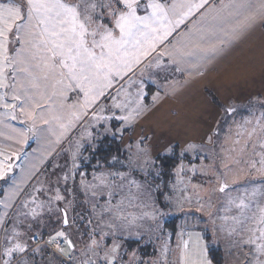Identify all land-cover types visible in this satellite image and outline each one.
I'll return each mask as SVG.
<instances>
[{"label": "snow or ice", "instance_id": "1", "mask_svg": "<svg viewBox=\"0 0 264 264\" xmlns=\"http://www.w3.org/2000/svg\"><path fill=\"white\" fill-rule=\"evenodd\" d=\"M197 13L191 26L178 32ZM258 22L264 23V0H0V108L5 110L3 115L27 125L8 139L23 145L30 133L51 132L59 144L86 119L88 124L80 133L81 139H93L90 129L108 124L113 118L129 126L144 111L140 100L146 95L145 85L142 80L139 82L140 90L133 101L121 82L128 78L131 87L136 70L142 65L152 66L153 54L167 56L177 71L203 76L209 65ZM161 62L156 59V66ZM104 98L113 101L111 108L125 114L116 116L105 106ZM256 125L264 131V112ZM124 130L121 127L117 132L123 136ZM255 131L254 128L252 135ZM146 139L141 137L135 143L137 151L128 156L127 174L98 168L91 181L81 177L80 186L90 205L86 227L81 226L83 232L76 227L75 218H70L71 201L63 203L66 197L59 187L52 189L46 200L26 194L20 203L21 209L27 211L20 210L10 217L11 228L6 219L10 214L5 211L0 216V264H34L37 255H50L49 264H123L118 237L127 232L139 238L138 229L143 225L138 222L145 219L159 229V218L165 214L143 199L151 193L132 178V171L136 170L133 155L137 163L143 161L147 167L156 164L151 150L144 147ZM82 146L77 140L72 166L61 178L66 185L76 180ZM249 146L254 151L260 149V159L253 161L252 167L264 174V137ZM6 147L11 145L0 146V180H5L14 167L8 163L13 155L21 158L18 151H6ZM172 151L168 145L158 155ZM113 161L119 162L118 157L114 156ZM183 167L181 164L177 172ZM20 191L17 188L13 195ZM33 193L47 195L43 188H34ZM252 196H256L255 191ZM8 201L0 204L7 209ZM231 203L236 211L222 217L224 223L214 233L239 238L234 241L240 250L235 264H264V200L239 198ZM144 208L151 210L143 211ZM45 213H56L59 218L58 227L43 225L51 228L47 239L41 231ZM148 230L153 229L149 226ZM196 240L194 251H189L187 243L183 245L184 264H213L204 238L197 235Z\"/></svg>", "mask_w": 264, "mask_h": 264}, {"label": "rangeland", "instance_id": "2", "mask_svg": "<svg viewBox=\"0 0 264 264\" xmlns=\"http://www.w3.org/2000/svg\"><path fill=\"white\" fill-rule=\"evenodd\" d=\"M198 16L199 13L182 25L178 32L190 27ZM176 35L173 33V37ZM173 37L169 39L173 40ZM150 59L152 66L142 65L137 69L132 76L135 83H131V87L128 86V78L121 82L135 101L136 93L140 90L138 84L143 81L146 95L140 100L144 109L142 114L129 126L115 118L108 124L95 126L90 129L93 132L91 140L80 138V133L88 124L86 119L77 124L59 144L54 142L55 135L45 132L30 133L26 144L17 145L8 137L18 135L19 130L27 125L19 119L12 120L3 115L5 110L0 108V146L11 145L5 150L18 151L21 157L16 159L13 155L8 163L14 167L5 180H0V201H8L12 197L7 209L0 204V216L5 211L10 214L6 219L11 228L10 217L18 215L20 210L27 211L21 209L20 203L26 194L46 200L52 194L51 190L59 187L66 197L63 203L71 201L68 209L70 218H75L76 227L83 232L81 226L86 227L90 205L80 186L81 177L86 182L91 181L98 168L127 174L128 156L136 153L135 143L141 137H146L144 147L151 150L156 164L147 167L143 161L137 163L133 155L136 170L132 171V178L141 183L144 191L151 193L150 197L143 199L165 214L159 218V229L155 228L153 221L145 219L138 222L143 225L138 229L141 233L139 238L127 232L118 237L123 264H184L183 245L187 243L189 251H194L197 235L202 236L208 245V257L213 264H235L240 250L234 246V241L239 238L229 237L224 232L214 233V229L224 223L222 217L231 216L236 211L232 201L239 198L257 202L264 200V174L257 173L252 167V162L260 159L257 154L260 149L257 147L254 151L249 146L258 144L259 139L264 137V131L256 125L264 112V23L258 22L235 41L208 66L203 76H190L186 71H177L176 65L167 56L156 57L153 54ZM156 59L162 61L159 66H156ZM112 94L115 95V90H112ZM103 103L116 116L125 114L120 109L111 108L113 101L110 98H104ZM131 107L129 105V110ZM121 127L125 129L123 136L117 132ZM254 128L255 135H252ZM112 132L117 134L114 136ZM77 140L83 145L77 159L79 169L76 180H70L66 185L61 178L69 173L72 166V151ZM114 140L118 142L117 145H111ZM129 144L133 145L131 149ZM190 144L195 147L189 148ZM168 145L172 147V153L158 155ZM106 151L112 154L109 161ZM114 156L118 157L119 162L113 161ZM165 158H174L169 163L176 162L177 165L162 176ZM181 164L183 171L178 173ZM259 167L257 163L256 168ZM225 184L227 187H224ZM222 187L224 191H220ZM17 188L21 191L13 195ZM34 188H43L47 195L33 193ZM253 191L256 192L255 197L252 196ZM44 224L58 227V214L45 213L41 231L44 239H47L51 228L44 227ZM149 226L153 230L149 231ZM50 259V255H37L34 264H49Z\"/></svg>", "mask_w": 264, "mask_h": 264}, {"label": "trees", "instance_id": "3", "mask_svg": "<svg viewBox=\"0 0 264 264\" xmlns=\"http://www.w3.org/2000/svg\"><path fill=\"white\" fill-rule=\"evenodd\" d=\"M117 143L118 142L116 140H114V142L111 145H117ZM107 151H106V156H107V160L109 161V159L111 158L110 155H112V154L109 155ZM174 160H175L174 158H171V159L165 158L163 160L164 164H163V167H162V173H161L162 176H165V175L168 174V172H169L168 169L172 170L173 168H175V166L177 165L176 162H174V164L169 163V162H173ZM217 264H222V263L220 262V263H217Z\"/></svg>", "mask_w": 264, "mask_h": 264}, {"label": "crops", "instance_id": "4", "mask_svg": "<svg viewBox=\"0 0 264 264\" xmlns=\"http://www.w3.org/2000/svg\"><path fill=\"white\" fill-rule=\"evenodd\" d=\"M2 201H5V200H2Z\"/></svg>", "mask_w": 264, "mask_h": 264}, {"label": "built area", "instance_id": "5", "mask_svg": "<svg viewBox=\"0 0 264 264\" xmlns=\"http://www.w3.org/2000/svg\"><path fill=\"white\" fill-rule=\"evenodd\" d=\"M52 251V250H51Z\"/></svg>", "mask_w": 264, "mask_h": 264}]
</instances>
